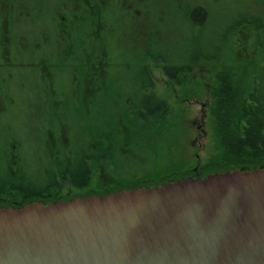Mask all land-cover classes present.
Returning <instances> with one entry per match:
<instances>
[{
	"label": "flooded vegetation",
	"instance_id": "1",
	"mask_svg": "<svg viewBox=\"0 0 264 264\" xmlns=\"http://www.w3.org/2000/svg\"><path fill=\"white\" fill-rule=\"evenodd\" d=\"M222 1L0 0L2 180L15 177L37 193L32 203L45 204L88 197L83 196L88 190L119 185L113 166L99 168L95 176L91 172L80 185L63 176L68 170L73 173L77 160H87L92 169L94 101L102 97L103 103H117V98L146 95L166 98L171 105L170 97L190 92L211 97L221 80L220 72H211L210 67L213 62L220 68L221 26L209 24ZM208 31L211 34L204 37ZM128 37L133 46L125 40ZM27 65L36 72L21 73ZM188 65H202V71H189ZM193 100L205 116L206 102ZM124 110L118 101L112 116L103 119L118 122V138L131 127L120 118ZM186 111L185 106L181 116H189ZM198 118L191 124L203 121ZM4 125H9L8 131ZM97 140L106 145V140ZM84 143L85 150L78 146ZM117 143L123 146V158L134 156L131 146L119 139ZM118 165L119 172L129 171L130 176L141 169L139 160L133 167L124 159ZM192 170L202 176L199 165Z\"/></svg>",
	"mask_w": 264,
	"mask_h": 264
},
{
	"label": "water",
	"instance_id": "2",
	"mask_svg": "<svg viewBox=\"0 0 264 264\" xmlns=\"http://www.w3.org/2000/svg\"><path fill=\"white\" fill-rule=\"evenodd\" d=\"M0 264H264V168L0 208Z\"/></svg>",
	"mask_w": 264,
	"mask_h": 264
},
{
	"label": "trees",
	"instance_id": "3",
	"mask_svg": "<svg viewBox=\"0 0 264 264\" xmlns=\"http://www.w3.org/2000/svg\"><path fill=\"white\" fill-rule=\"evenodd\" d=\"M235 4H240L239 10L241 9V11L237 13L239 15L230 25L221 29L219 35L220 44L223 47L222 51L227 52V54L222 53L219 56L217 66L220 68H215L213 62L210 66L211 72H220L221 79L220 85L215 88V92L210 97L208 119L213 137L221 149L222 156L215 166L210 164L199 167V172L203 176L237 168L246 170L264 168V0H236ZM252 11L257 14H253ZM196 16L195 14L193 18ZM244 27L253 34V40L256 41L253 48L245 47L243 39L237 38ZM239 51L244 53L240 54ZM213 55L214 53L212 57H214ZM207 56L208 52L205 57ZM80 99L81 97H78V100ZM98 99L96 100L97 105L102 104L100 101L105 98L99 97ZM165 99L146 95L136 98L133 96L117 98L120 107L126 110L121 113L123 116L120 118L125 119L130 125L142 123V135L149 137L153 134L156 137L155 141L159 145L158 151L161 153L158 154L157 151L155 158L158 156V159H152L155 164L149 161L147 156L141 154L143 161L145 160L147 164L154 166L152 172L149 173L146 169V171L135 169L131 176L130 174H118L121 173L119 172L118 161L123 159L121 152L123 146L117 143L120 136L118 134L120 126H117L118 122L112 118L109 120V123L112 122L111 127L107 131L97 127V125L94 127L92 169L90 170L87 160H77L76 168L71 167V169L75 168L72 170L73 173L68 170L63 176L69 177L74 184L80 185L86 182L91 172L94 175L99 168L117 167V173L114 174L118 175L119 185L111 187V190H101L102 187L88 190V192L83 193V196H102L137 187L150 188L164 182L195 176L192 169L183 167V163L189 166L188 161H185L187 160V152L184 150L185 142L183 141L185 130L179 131L177 128L171 130V127L180 121L183 122L181 116L183 111L174 112L173 109H168L170 105L166 103ZM111 116L112 114H110ZM177 131L179 134H176ZM97 138L106 140L108 147L105 143L98 141ZM165 141H168L167 146ZM112 144L113 146H111ZM78 146H82L83 150L86 148L85 143L83 145L78 144ZM127 146L129 145L127 144ZM127 146L125 145V147ZM165 146L166 148H163ZM170 146H173L172 151H169ZM113 147H115L114 153ZM131 150L133 149L131 148ZM185 171V174L179 175ZM27 181L30 180L27 179ZM36 194L29 186L26 187L15 180V177L12 178L7 175L3 180L0 177V208L9 206L19 208L30 204L32 203L31 198Z\"/></svg>",
	"mask_w": 264,
	"mask_h": 264
},
{
	"label": "rangeland",
	"instance_id": "4",
	"mask_svg": "<svg viewBox=\"0 0 264 264\" xmlns=\"http://www.w3.org/2000/svg\"><path fill=\"white\" fill-rule=\"evenodd\" d=\"M240 8V4H235L234 1L232 0H223L222 4H220L219 2L217 3V6L215 7V11H214V15L211 17V22H210V27L214 28L216 27L217 29H219V27L221 26V29L226 28L228 25H230L233 20L239 15L237 14L239 11H241ZM253 14H257L255 13V11H252ZM237 14V15H236ZM222 31V30H221ZM247 31V32H246ZM211 31H208L207 33L205 32L204 37L206 34H211ZM245 32L247 33L245 35ZM242 38L243 39V44L245 45V47L249 46L251 48L254 47V40H253V34L247 30V28L244 27L243 31H241V33L238 34L237 38ZM126 41L130 42V44L133 46V41L128 38H125ZM132 41V42H131ZM224 45V44H223ZM200 46V44L194 43V47H198ZM222 46V45H221ZM220 46L219 52L225 53L227 54V52L222 51V48ZM211 51L214 49H210ZM240 54L244 53L242 51H239ZM239 54V53H238ZM187 68L189 69V71H192L193 68H196L195 71L198 72L200 70V72L202 71V65H188ZM35 68H31L28 65L24 68V70H21V73L25 74H30L32 75V73L36 72ZM200 82V81H199ZM202 82V81H201ZM203 85V82H202ZM206 85V84H205ZM203 85V88L205 89L204 92H207V86ZM192 92H190L189 94H186L185 96H180V97H170L171 99V105H170V109H173V111H178L181 110L183 107V112H185V106L186 109H188L187 115L184 113V115H182V121H180V123H178L177 125L171 127V130H174L175 128H177L179 131H182L181 129L185 130V139H183V141L185 142V147L184 150L187 152V160L189 163V166L186 165L185 163L183 167H188L190 170L193 169L198 163L200 165V167L202 166H206V165H210L212 164L213 166L216 165V163H218L220 161V157L222 156V152L221 149L219 147V145H217L213 134H212V130L210 129V121H209V116H208V112H209V105L210 103V97L205 95H201L198 97H195L191 94ZM127 98V97H125ZM193 98L195 99H200L204 102H206L207 106L205 109V116H203V113L200 112L202 109L200 108L199 104L197 106V104H195ZM98 99V97L96 98V100ZM19 100H20V104L21 106H24L26 104L24 98L21 99V97L19 96ZM96 100L94 101L93 104V109H94V113L91 117V119L96 122L97 127H100L103 130H108L111 127L112 122H103L104 118H109V114L113 113L115 111V108H117L118 106V101L117 103H113L112 101H107L106 104L102 102L101 105H97L95 104ZM99 100V99H98ZM185 100V101H183ZM183 101V102H182ZM185 106H184V105ZM171 115H173V113H171ZM198 116H201L198 118ZM175 117V116H174ZM15 118V117H14ZM198 120H203L201 123H196V125H200L203 124L204 125V121H205V125L203 128L201 129H197L196 125L191 124L193 119H197ZM108 120V119H107ZM173 120V119H172ZM177 120H179V118H177ZM124 123H126V120L123 119L122 120ZM185 121V123H184ZM200 122V121H199ZM109 123V124H108ZM9 126V125H8ZM7 125H4L3 128L5 130L8 131ZM134 124L131 125V127H127L126 129L124 128V132L123 135L119 138V142H122L124 144H129V146H131V148L133 149V153L134 156L129 155L125 156V158H123L126 162V165H131V167L135 166L138 163V160L140 162V166H141V171L144 170H148L147 172H152V164H147V162L141 158V154L147 156V158L149 159V161L156 160L158 159V156L155 158V156L157 155V151L159 149V145L157 143L156 137L153 136V134L146 136V135H141V129L143 128L142 123H137L136 127ZM2 128V127H0ZM134 128V132L133 133H128L130 130H132ZM98 131H100V129H98ZM179 131L176 132V134H179ZM125 134V135H124ZM199 134V135H198ZM171 137V136H170ZM170 141V139H169ZM168 141H165V145L167 146ZM113 146V144L111 145ZM161 146V145H160ZM163 147V148H166ZM170 150H173V146L169 147ZM32 150H34V146L31 147ZM121 151V150H120ZM33 152V151H32ZM115 152V147H113V153ZM123 152V151H121ZM124 153V152H123ZM161 152L158 151V154H160ZM166 154V152L164 153V155ZM0 155H1V143H0ZM122 157H124V154H122ZM146 158V159H147ZM147 159V160H148ZM155 164V161H152ZM179 167V166H178ZM125 168H128L127 166H125ZM181 168V167H179ZM187 168V169H188ZM146 169V170H145ZM155 169V168H154ZM170 170L172 168H169ZM123 170V169H122ZM182 170V168H181ZM186 171L184 173H179L180 174H185ZM122 174V173H121ZM130 174V172L126 173L125 175ZM142 174V173H141ZM124 175V173H123Z\"/></svg>",
	"mask_w": 264,
	"mask_h": 264
}]
</instances>
